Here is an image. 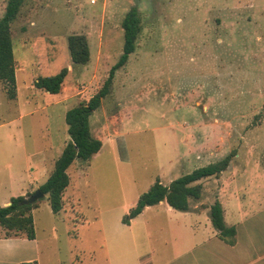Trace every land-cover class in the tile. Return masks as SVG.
<instances>
[{
	"label": "rangeland",
	"instance_id": "rangeland-1",
	"mask_svg": "<svg viewBox=\"0 0 264 264\" xmlns=\"http://www.w3.org/2000/svg\"><path fill=\"white\" fill-rule=\"evenodd\" d=\"M6 3L0 0V16ZM133 5L141 19L135 50L89 116L102 150L71 164L70 179L86 167L73 191L67 188L73 199L65 198L61 214L51 210L47 194L32 210L41 264H109L106 242L113 264H139L137 254L144 264H163L184 239L178 230L211 226L216 199L239 235L264 242V0H23L11 23L21 69L5 114L15 119L10 129L20 150L31 143L46 148L43 167L52 170L69 140L65 112L102 86L121 54V22ZM73 33L87 37L86 64L71 61ZM63 67L59 93L34 86L39 75ZM6 129L0 128V148ZM20 150L13 157L0 150V206L12 185L1 166L20 164ZM227 154L228 167L199 181L201 196L189 210L160 201L122 221L157 178L168 184Z\"/></svg>",
	"mask_w": 264,
	"mask_h": 264
},
{
	"label": "trees",
	"instance_id": "trees-1",
	"mask_svg": "<svg viewBox=\"0 0 264 264\" xmlns=\"http://www.w3.org/2000/svg\"><path fill=\"white\" fill-rule=\"evenodd\" d=\"M22 2L23 0H7L4 13L0 16V80L3 82L9 98L16 95V64L13 54L14 42L11 23L16 18ZM140 23L139 10L137 6L133 5L124 14L121 22L123 29L121 54L110 67L102 86L87 101L80 102L65 112L69 140L55 159L47 179L38 187L48 195L49 205L54 213L59 212L63 207V193L70 182L68 168L76 159L89 160L102 146V141L91 133L89 116L100 106L102 98L110 93L115 71L127 62L129 55L135 50L136 39L141 29ZM67 46L74 64L88 62L90 52L85 34L68 35ZM67 71V67H63L55 74L39 75L34 80V86L52 94L59 93ZM230 160L231 154H227L215 162L197 167L191 172L174 178L168 184H163L157 178L147 191L138 196L135 204L129 208L122 221L129 223L146 206L163 200L174 209L189 210L190 200L198 199L201 196L202 185L199 181L206 177L219 175L228 167ZM31 193L28 192L25 196L11 197L9 204L0 206V237L24 236L30 239L35 237L32 210L39 206L40 199L28 204L22 202ZM209 217L219 237L228 243H233L236 227L225 222L223 206L218 199L210 204ZM20 264H36V261L21 262Z\"/></svg>",
	"mask_w": 264,
	"mask_h": 264
},
{
	"label": "crops",
	"instance_id": "crops-1",
	"mask_svg": "<svg viewBox=\"0 0 264 264\" xmlns=\"http://www.w3.org/2000/svg\"><path fill=\"white\" fill-rule=\"evenodd\" d=\"M20 69V65L17 64L15 67V82L17 71ZM0 91L1 93L3 92V94L5 93L4 84L1 80ZM15 99L16 95L13 98H9L7 95L2 96V94H0V128H7L4 131L2 130L3 140L7 143H5L6 146L1 147L0 150H4L5 154V150H7V153L12 157L15 156L18 150H20V147L18 146L16 131L10 129L11 123H13L15 119L13 116H5V114H7L6 111L11 110V102ZM33 111L29 110L25 112V114L33 113ZM103 143L104 142L102 141L100 150L92 157L96 156L102 150ZM29 145L31 147L28 146L19 151L21 153L20 156L23 157V161H21L20 164H12L9 161H6L1 166L4 175L6 174L7 181L13 185L6 188L7 191L3 205L9 204L11 197L25 196L28 192L38 188L39 185L47 179L51 172L48 170L46 171L45 167H43L46 161V157H44L46 148H32V143ZM56 158L54 157L51 163L54 164ZM42 167L44 168V171H42ZM85 167H79L74 172L73 178L70 179V182L63 193V201L67 196H71L72 198L73 192L69 193L67 191L69 188L73 191L76 183L74 177L76 178L80 170ZM27 168L33 170L29 174V177H26L24 174V171H26ZM168 207L170 208L169 205ZM64 208L65 206L63 205L61 210L57 213L61 214ZM102 229L104 232L106 231L105 227H102ZM178 231L184 232V239L176 246L172 247V252L169 253V258L163 264H264V242L253 237L251 234L239 235L237 227L233 243H228L221 239L212 224L211 226L203 227L185 226ZM105 246L108 252V259L110 260L109 264H113L109 242H106ZM136 257L139 264H144L143 255L137 254ZM33 261H36V264H41V249L36 233L35 237L31 239L24 236L0 237V264H20L21 262Z\"/></svg>",
	"mask_w": 264,
	"mask_h": 264
},
{
	"label": "water",
	"instance_id": "water-1",
	"mask_svg": "<svg viewBox=\"0 0 264 264\" xmlns=\"http://www.w3.org/2000/svg\"><path fill=\"white\" fill-rule=\"evenodd\" d=\"M44 196V193L39 189H35L30 195L26 196L22 202L25 204L33 203L37 201L38 199H41Z\"/></svg>",
	"mask_w": 264,
	"mask_h": 264
}]
</instances>
